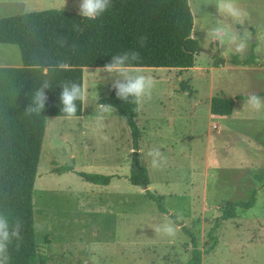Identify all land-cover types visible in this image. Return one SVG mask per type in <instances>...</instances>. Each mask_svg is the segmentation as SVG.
Returning a JSON list of instances; mask_svg holds the SVG:
<instances>
[{"label": "rangeland", "instance_id": "374dc122", "mask_svg": "<svg viewBox=\"0 0 264 264\" xmlns=\"http://www.w3.org/2000/svg\"><path fill=\"white\" fill-rule=\"evenodd\" d=\"M79 2L0 0V17L50 8L78 12ZM189 3L192 36L201 46L195 65L204 69L130 67L156 82L151 98L139 101L137 118L149 187L128 179L135 148L116 108L98 118V101L110 94L113 83L103 67L84 69L82 116L47 118L33 206L35 239L49 255L48 264H184L191 256L188 231L199 248H208V233L225 207L249 200L254 188L255 205L237 208L236 217L223 221L215 233L218 243L204 253L202 264H264V108L254 110L245 104L247 98H236L251 92L264 97V0H235L245 13L242 21L220 16L215 0ZM219 22L228 35L246 40L243 58L253 48L255 64L227 61L210 68L211 53L223 56L226 46L207 34ZM233 56L238 55L223 57ZM0 64L21 65L19 46L0 43ZM217 94L235 98L231 115L211 113L210 95ZM153 148L167 159L155 169L147 156ZM62 166L73 169L59 172ZM78 171L116 176L100 185L85 181ZM147 189L162 197L167 213ZM168 223L177 227L175 236L163 232Z\"/></svg>", "mask_w": 264, "mask_h": 264}, {"label": "trees", "instance_id": "16d2710c", "mask_svg": "<svg viewBox=\"0 0 264 264\" xmlns=\"http://www.w3.org/2000/svg\"><path fill=\"white\" fill-rule=\"evenodd\" d=\"M194 16L189 0H112L111 7L96 20H87L78 12L65 9H43L0 17V43L16 44L21 51V66H0V212L22 221V240L11 248L10 264H48L49 255L35 239L33 191L37 179L47 118L64 116L61 111L60 84L71 81L81 85L84 92V68L104 67L113 55L128 50L138 51L140 60L131 67H166L186 69L194 66L200 42L192 36ZM60 61H66V71L54 70ZM238 66L255 64L253 48L246 58L229 59L215 53L213 65L226 62ZM47 70L48 75L43 73ZM48 79V101L37 116L27 111L33 94ZM248 96V95H247ZM245 95L236 98H247ZM99 104L116 108L131 131L133 151L131 173L133 185H150L148 168L141 163L139 141L142 130L138 126L139 102H124L112 88ZM83 102L78 101L76 116L83 114ZM34 106V105H33ZM235 98L214 95L211 113L229 116L233 113ZM62 166L59 172L72 170ZM85 181L108 185L115 174L78 171ZM264 186V182L262 183ZM258 188L252 189L249 200L230 202L211 227L208 236L212 244L198 247L196 236L191 237V256L184 264H202L204 253L218 243L217 229L223 221L237 216V208L249 209L255 205ZM147 196L158 201L161 212L167 213L162 197L147 189ZM184 227V226H182ZM48 239V238H47ZM46 239L45 243L49 241ZM44 243V244H45Z\"/></svg>", "mask_w": 264, "mask_h": 264}, {"label": "clouds", "instance_id": "9594fccd", "mask_svg": "<svg viewBox=\"0 0 264 264\" xmlns=\"http://www.w3.org/2000/svg\"><path fill=\"white\" fill-rule=\"evenodd\" d=\"M112 0H80L78 5V14L87 20H96L102 16L111 7ZM217 12L220 16L231 18L232 20L242 21L245 13L237 6L235 0H215ZM228 28L222 22L216 27L211 28L207 34L215 41H220L226 45L221 53L224 57L238 55L243 58L248 44L238 34L228 35ZM227 39L225 40V37ZM141 56L138 51L128 50L123 53L113 55L111 61L107 63L102 70L113 78L112 88L116 91L118 99L124 102H139L142 99H150L152 90L155 87V81L152 77L130 71L132 62L140 60ZM69 64L66 61H60L55 65L54 70L66 71ZM48 75L47 70L43 73ZM52 87L50 80L45 79L41 86L34 91L32 105L27 109L29 113L39 116L45 109L48 101L46 90ZM62 91L60 93L61 111L67 119L76 116L78 111L77 102H83L84 92L80 84L66 81L60 84ZM245 104L254 109L261 110L264 108V97L255 92L248 94ZM34 105V106H33ZM112 105L101 103L98 105L99 119H103L104 114L108 113ZM147 156L151 158L152 168H159L167 162L164 154L158 149L153 148L148 151ZM160 158H163L161 163ZM23 224L19 218L13 219L8 214L0 212V264H10L11 246L22 240ZM163 232L168 236H175L177 227L171 223L163 226ZM161 231V228H157ZM18 249V244L16 243Z\"/></svg>", "mask_w": 264, "mask_h": 264}, {"label": "crops", "instance_id": "0c3cea01", "mask_svg": "<svg viewBox=\"0 0 264 264\" xmlns=\"http://www.w3.org/2000/svg\"><path fill=\"white\" fill-rule=\"evenodd\" d=\"M196 59V58H195ZM22 65V64H21ZM21 65H10V66H21ZM0 66H5V65H1L0 64ZM216 66H212V67H210V68H212V69H214ZM87 67H85L84 69H86ZM158 68V67H157ZM164 68H166V67H164ZM196 68V65L194 64V66H192V67H190V68H186V69H180V68H167V70H169V69H171V70H187V71H185V73H188V71H192V70H194ZM202 69H204L203 67H199V68H196V70H199V71H201ZM181 79H182V77H181ZM214 95H210V99H209V106H210V111H211V99H212V97H213ZM83 115V114H82ZM81 115V116H82ZM65 117V116H64ZM80 117V116H79ZM121 117V116H120ZM49 118V117H48ZM137 122H138V120H137ZM46 132V131H45ZM112 181V180H111Z\"/></svg>", "mask_w": 264, "mask_h": 264}, {"label": "water", "instance_id": "95a60500", "mask_svg": "<svg viewBox=\"0 0 264 264\" xmlns=\"http://www.w3.org/2000/svg\"><path fill=\"white\" fill-rule=\"evenodd\" d=\"M211 55H212V56H214V55H215V53H214V52H212V53H211Z\"/></svg>", "mask_w": 264, "mask_h": 264}, {"label": "built area", "instance_id": "2783aa9c", "mask_svg": "<svg viewBox=\"0 0 264 264\" xmlns=\"http://www.w3.org/2000/svg\"><path fill=\"white\" fill-rule=\"evenodd\" d=\"M214 128L217 129V125H214Z\"/></svg>", "mask_w": 264, "mask_h": 264}]
</instances>
